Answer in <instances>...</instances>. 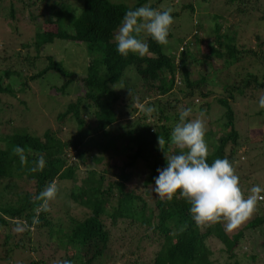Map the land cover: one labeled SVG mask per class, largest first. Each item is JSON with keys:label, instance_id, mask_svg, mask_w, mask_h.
<instances>
[{"label": "trees", "instance_id": "trees-1", "mask_svg": "<svg viewBox=\"0 0 264 264\" xmlns=\"http://www.w3.org/2000/svg\"><path fill=\"white\" fill-rule=\"evenodd\" d=\"M8 1L9 9L1 19L24 25L15 13L46 0ZM48 1L51 4L46 15L33 22L32 42L21 44L26 48L24 54H15L21 61L0 51V264H240L235 249L240 247L245 231H258L257 246L264 256V199L250 219L228 232L222 223L197 227L189 215L190 205L179 198V193L171 201H162L152 191L156 169L166 166L164 154L158 149V136L166 141L165 154L178 152L168 142L166 124L171 115L181 107L206 112L208 102L192 101L194 96L209 94L200 92L205 76L217 77L221 68L241 62L248 55L256 59L250 68L241 75L236 72L235 81L220 86L222 94L215 104L223 108L220 119H225L221 125L226 131L216 138L208 125L207 159L211 163L216 158H227L240 181L255 173L249 162L253 154L245 152L247 162L238 159L240 148L249 140L234 125L229 99L241 100L245 90L252 87L255 91L245 97L258 102L257 92L264 91V38L254 36L257 48H237L234 25L221 32L222 16L208 14L214 40L208 45V58L221 59L222 67L205 69L199 79L192 80L189 61L196 59L191 58L187 45L178 54L171 49L168 53L165 45L142 35L149 47L144 57L130 53L125 58L116 52L113 37L125 12L143 5L159 9L164 0H134L131 4L111 0ZM217 1L221 2H181L171 14L174 18L181 11L194 13L196 8L202 9L201 3L209 8ZM221 6L228 15H237L239 22H264V0H222ZM56 39L86 45L84 74L65 69L48 55H44L43 65H34L42 59L40 49ZM203 41L196 38L195 44ZM27 47L32 48V56ZM134 61L140 64L138 76L148 85L146 95L154 100L146 102L145 107L157 109L151 114L139 110L134 100L115 89ZM50 73L60 77L58 86L51 87L55 92L64 95L76 80L83 91L56 110L53 118L57 129L45 128L37 133L28 130L30 97L34 94L31 86L36 87ZM256 113L260 115L261 110ZM149 117L152 119L148 121ZM122 119L126 122L112 131L111 124ZM65 123H72L74 129L60 138L57 133ZM263 141L264 130L254 143L261 147ZM252 147L248 149L253 151ZM118 154L122 158L115 161L113 155ZM49 184L57 186L56 198L48 202L47 211H41L42 201L35 197ZM243 191L249 194L247 188ZM34 216H38L39 223L33 224ZM185 224L187 228L181 231ZM243 253L250 261L257 257L256 253Z\"/></svg>", "mask_w": 264, "mask_h": 264}, {"label": "rangeland", "instance_id": "rangeland-1", "mask_svg": "<svg viewBox=\"0 0 264 264\" xmlns=\"http://www.w3.org/2000/svg\"><path fill=\"white\" fill-rule=\"evenodd\" d=\"M4 1L7 3L3 8V5L5 4ZM111 1H122L127 4H131L134 0ZM181 2H191L192 4L196 5L199 0H164L161 2V4H159V9L170 7L173 9V11H176L178 10V5ZM221 2L217 1L215 4L213 3L209 8H205V4L201 3L200 7L202 9L196 8L194 13H189L186 10L183 12L181 11L177 17L173 18L174 23L169 30L170 36H168V44L165 45V50L168 52V50L171 49L173 53L178 54L181 47L183 48L186 45L188 46L191 58L196 59V62L189 61V76L192 80L199 79V77L206 72L205 69H211L212 67L217 66L220 68L222 67L221 59L208 58V54L210 52L207 50L209 47L208 45H213L214 43L209 17H207L208 14H217L222 16V20L220 21L222 22L223 30L221 29V32H225V27L229 28L230 25H234L236 33L233 39L237 44V48H257V41L254 36L257 34L260 38H264V22L258 23L257 20H250L247 23L239 22L237 15H234L233 13L228 15L223 10ZM50 4L51 2L48 0L45 2L39 1L35 7H32L27 11H25L26 9L24 10L22 8V12H16L15 16L18 17L21 22H23L22 24H24L19 25L16 20H14V22L6 23L7 20L4 21L1 19V14H4V11H8L9 9V1L0 0V7L3 8V10L0 8V51H2L5 56H11L12 60L21 61V58L15 57L16 52L24 54L26 48H23L21 44H30L32 42L34 37L33 22L40 21L43 15H46L48 8H50ZM53 4L56 7H60L58 4ZM29 13H32L30 17H34L33 20L29 18ZM70 19L71 18L68 19V22ZM256 22L258 24H256ZM198 25H200L201 28H198ZM15 26L18 27L14 30ZM49 28H53V26H50ZM195 30L197 31L195 34L197 37L193 35ZM200 37L203 38L204 41L201 43L197 42L195 44V39ZM27 50L29 51L30 56L34 54L31 47H27ZM40 55L42 59L35 61L34 65L36 67L43 65V57L44 55H48L52 56L53 59L60 61L65 69L73 71L79 76L84 74L88 61V51L86 45L68 40H54L52 43L47 44L40 49ZM255 61V57L248 55L241 62H236L233 65L228 66V68H221L217 74V77H214L213 75H206L205 81L200 85V92H209V94L206 96H194L192 98L194 104L208 102V107L206 109L207 111L205 112V109H203V118L205 121H209L206 127L208 129V125H210L212 134L216 138L224 134L226 131V129L221 125V122H223L225 119H220L223 108L219 109V106L215 104L216 98L220 97L222 94L220 86L223 84H230L235 81V78H237L236 72L241 75L245 70H248L250 65ZM22 63V66L26 68L23 61ZM139 68L140 64L136 61L127 67L115 89L119 91L122 96H128V98L134 100V105L140 110L141 105L145 106L146 102H153L154 100L149 97V95H146V88H148V85L138 76L137 72ZM28 70H30V67H28ZM175 80L177 84H179L180 81L177 77ZM59 82V75L50 73L43 80L38 82L36 87L35 85L31 86V88L34 90V94L30 97V105L32 110L30 113L31 119L29 120L31 122L29 123L28 130L41 133L45 128L57 129V123L53 118L56 110L61 108L69 99H73L75 96L80 95L83 91L80 81L76 80L68 86L66 93L61 95L51 88L53 85L58 86ZM254 91L255 90L252 87H248L245 90V95H248L250 92ZM262 91L259 90L257 92L258 100L261 95H264V91ZM245 95L241 98V100L236 98L232 102L229 99V102L232 103L233 106L235 117L234 125L236 126V129H238L242 135H247L246 138L249 140L248 144L240 148L238 159L241 163H243V161L247 162L246 160H248L249 157L247 159L245 152L253 154V160L251 159L249 162L251 163L250 167L255 169V173H251L248 178L242 179L240 181L241 189L246 190L247 188V192L249 193V189L253 185H259L261 188H264V141L261 147L260 145L254 143L260 138V134L264 130V109H260L261 113L258 115V113H256L258 111V102L255 99L248 100ZM138 100L141 101L138 102ZM202 108H204V105ZM201 112L202 111L200 109L194 111L190 119L197 117ZM205 113L207 116H205ZM150 117L148 121L152 119ZM216 120H218L217 123ZM125 122L126 121L122 119L119 122L112 123L111 130L117 131L118 126H121ZM177 122H179V111H177L176 114H172L170 120L166 124L169 129V133ZM73 129L74 125L72 123H65L64 125L60 126V131L57 134L60 138H64ZM251 146H253V151L248 149ZM111 153L112 152H106V154ZM113 157L114 160L117 161L122 158V155H113ZM6 201H10V199H7ZM261 226L264 227V223L261 224ZM259 237L260 235H258V231H255L254 234L249 231L244 232V238L241 240L240 247L235 249V253L237 254L236 258L240 264H264V256L262 255L263 252L259 249V246H257ZM211 244L215 249L216 245L214 243ZM244 251L246 252V256H248L250 253H256V259L250 261L248 257H243L242 255L244 254ZM215 254L216 251H214V255Z\"/></svg>", "mask_w": 264, "mask_h": 264}, {"label": "clouds", "instance_id": "clouds-1", "mask_svg": "<svg viewBox=\"0 0 264 264\" xmlns=\"http://www.w3.org/2000/svg\"><path fill=\"white\" fill-rule=\"evenodd\" d=\"M172 8L163 10L143 5L125 12L114 34L116 52L127 57L130 53L144 57L148 44L141 36L150 37L159 45L168 44L169 30L174 23ZM141 111L151 114L157 109L141 105ZM264 109V95L258 100V110ZM192 108L179 109V122L171 129L169 141L177 151L165 154L166 141L158 136V149L164 154L166 166L157 168L153 193L162 201H171L179 193V198L190 205L189 215L197 227L204 228L222 223L225 231L238 229L256 211L257 204L264 199V188L253 185L249 194L240 187V178L233 164L227 158H216L208 162L210 155L206 141V121L204 113L192 117ZM17 151V149H14ZM57 186L49 184L35 197L42 201L41 211L48 210V202L54 200ZM39 223L38 216L33 224ZM187 228V224L181 231ZM19 230V229H18ZM62 264H70L68 261Z\"/></svg>", "mask_w": 264, "mask_h": 264}]
</instances>
